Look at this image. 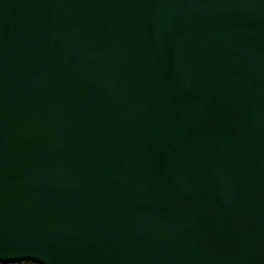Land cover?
Returning <instances> with one entry per match:
<instances>
[{
	"label": "water",
	"instance_id": "water-1",
	"mask_svg": "<svg viewBox=\"0 0 264 264\" xmlns=\"http://www.w3.org/2000/svg\"><path fill=\"white\" fill-rule=\"evenodd\" d=\"M264 264V0H0V263Z\"/></svg>",
	"mask_w": 264,
	"mask_h": 264
},
{
	"label": "trees",
	"instance_id": "trees-1",
	"mask_svg": "<svg viewBox=\"0 0 264 264\" xmlns=\"http://www.w3.org/2000/svg\"><path fill=\"white\" fill-rule=\"evenodd\" d=\"M0 264H4V263H0ZM11 264H36L33 262H20V263H11Z\"/></svg>",
	"mask_w": 264,
	"mask_h": 264
}]
</instances>
